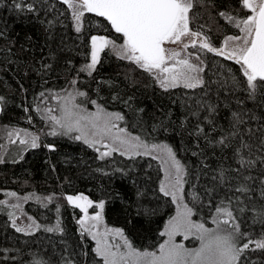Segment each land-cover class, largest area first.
Returning <instances> with one entry per match:
<instances>
[{
	"label": "trees",
	"instance_id": "trees-1",
	"mask_svg": "<svg viewBox=\"0 0 264 264\" xmlns=\"http://www.w3.org/2000/svg\"><path fill=\"white\" fill-rule=\"evenodd\" d=\"M17 2L24 5L22 10L15 7ZM221 12L242 17L248 10L241 0H193L190 9L191 24L206 33L212 45L236 32ZM75 24L63 0H0V125L40 130L47 94L75 87L85 93L77 101L119 111L131 133L173 148L184 168L183 191L194 219L211 222L216 207H226L246 234L239 246L263 238L264 163L257 157L264 156V96L249 99L240 65L205 50V85L165 90L150 74L106 48L89 74L82 69L90 61L91 37L119 40V34L95 13H84L81 32L75 31ZM233 112L244 121L236 127ZM47 136L52 147L37 142L33 148L12 140L2 149L0 142V193L6 197L15 186L30 187L24 209L39 223L31 233L17 231L14 211L0 204V264H102L92 239L78 226L80 207L69 204L67 196L103 202L104 221L120 227L135 248H157L174 212L173 201L159 189L157 160L119 153L101 158L97 149L68 134ZM224 138L225 144L218 143ZM242 142L251 149L241 148ZM238 148L244 159L256 161L253 166L241 167ZM241 185L250 191H236ZM44 215H49L47 220ZM252 246L238 264H264V250Z\"/></svg>",
	"mask_w": 264,
	"mask_h": 264
},
{
	"label": "snow or ice",
	"instance_id": "snow-or-ice-1",
	"mask_svg": "<svg viewBox=\"0 0 264 264\" xmlns=\"http://www.w3.org/2000/svg\"><path fill=\"white\" fill-rule=\"evenodd\" d=\"M63 2L72 9L77 33L81 32V19L84 13H95L97 16L105 18L115 33L120 34L117 39L122 38L123 40L122 44H116L114 40L104 36H92L91 63L82 70L89 71L91 74V70L95 68L99 60L100 52L111 48L120 59L128 60L152 75L159 82L160 87L165 90L180 85L186 89H196L205 85V81L200 75L204 72L203 67L190 62L186 57L177 59L180 53L165 47L168 43H181L182 38L186 36L193 38L201 36L200 32L191 31L189 28V11L193 7V0H79V3H75L73 0H63ZM241 4L242 8L247 9L250 13L244 18H237L224 12L220 13V16L224 17L228 23L239 29L240 35L226 37L220 48L212 46L210 40L205 37L200 42L199 48L234 60L236 64H239L240 70L246 78L245 91L248 93L249 99L255 100L258 94L264 96V0H241ZM15 7L22 10L24 5L17 2ZM27 8L31 10L32 6L27 5ZM229 45H231L230 48ZM196 46V39H193L191 44H183L184 49L196 48ZM226 49L228 50L226 51ZM196 59L203 63L199 55L196 56ZM168 61H175V63L169 66ZM233 80L236 84L240 83L235 80V77ZM77 94L85 95L83 92ZM72 99L74 97H71L70 94L69 102L60 109L61 117H50L54 125L64 129L62 133L64 135L73 131H81L79 119L75 121L72 119L74 115L72 108L75 107V105H71ZM92 103L96 102L92 101ZM37 110L39 111V107ZM209 111L214 112V106L209 105ZM101 113H103V109L98 107L97 113L90 115L98 119ZM105 115L109 117V120L112 118L123 119L118 113ZM232 116L235 120L233 127L244 122L239 113L233 112ZM80 119H84V117H80ZM93 127H96L94 123ZM119 131L123 132L124 130L120 129ZM50 134L57 135L55 127ZM237 134L233 133V135ZM37 139V137L32 139L31 146L33 148L38 146ZM75 139H83L84 143L89 144L90 147L93 146L82 132L81 135L75 136ZM116 139L121 145H127L128 150L136 154H139L137 150L141 147L145 149V154L148 153L149 146L142 142L140 137H131L130 139L117 137ZM226 139H221L218 143L223 145ZM20 143H25V141L21 140ZM260 144L264 149V137L261 138ZM151 148L152 150L162 149L165 151L175 169L176 179L172 190L162 182L160 191L164 196H171L174 203H178L177 215L169 220L165 230L160 233L167 239L159 245L156 251L138 250L127 238L123 239L122 247L108 243L101 244L98 240L95 251L98 256L102 257L103 264H238L250 244L255 243L256 249L264 250V239L255 242L249 239L248 242L239 246L240 239L246 234L240 232L239 224L230 223L233 221V213L226 207H216L217 215L213 217V223L216 224L215 229L206 228L203 223L193 222L191 219L193 209L183 203V197L177 195L182 190L184 168L167 145H152ZM241 148L250 150L251 145L242 142ZM115 150L112 149V151ZM110 154V151L101 153V158ZM121 154L123 155V153ZM236 154L240 156L239 162L242 168L251 167L256 162L244 159L240 155L239 148L236 150ZM257 159L264 163V156H259ZM244 179L250 180L252 177L246 176ZM261 184L264 185V179H261ZM236 191L246 193L250 189L247 185H241ZM261 196L264 197V191L261 192ZM66 199L69 204H75L85 212L87 207L92 206V201L87 200L84 196H67ZM79 201H86V205L78 203ZM0 203L3 202L0 201ZM96 207L103 209L104 203L100 202ZM220 215L227 219L219 220L218 216ZM260 215L264 216V211H261ZM101 218L100 213L91 217L96 221H100ZM84 219L86 218L78 221L82 227ZM221 224L229 225L232 231L222 229ZM16 230L23 231L21 228ZM53 230L52 228L46 229L49 232ZM106 232H115L116 235L123 238L121 229H106ZM178 234L184 235L185 239H188L189 236L195 237L200 241L199 247L190 249L183 244L176 243L174 238ZM93 238L96 237L93 236ZM114 247L115 250H113ZM35 264H43V262L37 261Z\"/></svg>",
	"mask_w": 264,
	"mask_h": 264
},
{
	"label": "rangeland",
	"instance_id": "rangeland-1",
	"mask_svg": "<svg viewBox=\"0 0 264 264\" xmlns=\"http://www.w3.org/2000/svg\"><path fill=\"white\" fill-rule=\"evenodd\" d=\"M73 2L79 3V0H73ZM224 13H227V12H224ZM227 14L232 15V16H236L237 18H244L250 13L248 11V13L242 17L237 16V15H233V14H229V13H227ZM189 17H190V11H189ZM230 25L233 26L232 24H230ZM189 28L191 31L200 32L201 36L196 37V38H193L191 36H186V37L182 38L181 43H168L165 45V47L168 48L169 50H175V51L179 52L180 56L177 57V59H181V58L186 57L190 60V62L195 63L200 67H204V64L201 63L200 60H197L196 56L199 55L201 57V53L203 51H205V50L199 48V44H200L201 40H203L205 37L208 38V36L203 31L196 29V27L191 24V21H189ZM237 35H240V32H239V29L236 28L235 33H233V34L229 33V34L225 35L221 39L220 43H218L217 45H212V46L220 48L223 46L224 40L226 37L237 36ZM108 39H110V38H108ZM193 39H196V41H197L196 48L189 47L188 49H184L183 44L184 43L191 44V41ZM111 40H114L116 44H122L123 43L122 38L119 40H115V39H111ZM230 47H231V45H229V48ZM91 49H92V45H91ZM109 49L111 50V48H109ZM227 50L228 49H226V51ZM190 53H191V55H190ZM201 60H202V58H201ZM90 63H91V57H90V61L88 62V64H90ZM174 63H175V61H168L169 66H172ZM200 75L202 77V73H200ZM153 79H154V77H153ZM154 81L158 86H160L159 82H157L155 79H154ZM180 86H182V85H180ZM77 93L78 92H76L75 87H68V88L61 89V90H58V91H55L52 93H48L47 96L45 97V101L43 100V103H42L44 109L42 110L41 117L43 119L44 127L41 128L40 130H38V129L33 130L30 128H17V127L9 126L7 124L0 125V142H1L2 149H4L5 146L7 145V143L12 141V140H23L26 143L31 145L33 137L38 138L36 140V143L37 142L42 143L46 148H48L49 145L52 147L53 144L51 143V139H49V137L47 135L50 134L54 130V127H55L57 134H62L64 132V129L60 128L58 125H54V122L51 120L50 117L51 116H56L58 118L61 117L60 109L62 106H64L66 103L69 102V97L71 94V97H74V99L71 100V105H75V107L72 108V111L74 113L72 119L74 121L79 119L81 131H73V132L68 134L69 136H72L75 138V136L81 135V132H82L84 134V136H86V138L90 142H92V145H93L92 147L97 149L100 156H101V153L110 151L111 154L123 153V156H126V157L144 155V156H149V157L157 160V162L160 165L161 172H162L160 183H159V189H160L161 184L163 182L166 186L169 187L170 190H172V186L175 184L176 172H175V169L172 167L171 160L165 151H163L162 149L152 150L151 146L152 145H161V146L167 145L168 147H170L172 149V152H173L175 158L178 161H180L178 159V157L176 156L173 148L165 141L146 142L140 138L142 142L146 143L149 146L148 147V153L145 154V149L143 147H141L137 150V152L139 154H136V153L128 150L127 145H121L116 138L120 137V138H124V139H130L131 137H139V136L134 134V133H131L122 124L123 119L115 120L114 118H112L111 120H109V117L107 115H105V114H117L118 113L119 115H121L123 117L122 113L119 111H115V110L105 109L104 107L100 106L97 103L93 104L92 101H87V102L85 100L77 101V96H78ZM98 107L100 109H103V113H101L99 118L97 119L95 116H91L90 114L97 113ZM49 110H51V111L49 112ZM80 117H84V119H80ZM93 123L96 125V127H93ZM112 125H115V126L113 127ZM120 129H123L124 131L121 132V131H119ZM46 138L49 139L50 141L46 140ZM81 140L84 141L83 139H81ZM112 149H116V150L112 151ZM180 164L183 167L181 162H180ZM183 185H184V174L182 177V190L177 195L179 197H183V203H186L189 206V204H188V202L184 196ZM29 188L30 187H28L27 189L26 188H18L17 186H15L13 191H8L10 194H8L6 197L1 195V193H0V201L3 202L0 204H3L5 206H9L14 211V218H13L12 223L16 229L21 228V229H23V232L31 233L37 228V225H39V223L33 217V215H30L24 209V203L29 201V197H30V195H29L30 189ZM32 189H33V191L35 190V188H32ZM1 191L3 192L4 190L0 189V192ZM169 197L172 200V197L171 196H169ZM78 203L86 205V201H79ZM99 203L100 202H92V206L87 207L86 212L82 211L80 208V215L78 217V221L81 220L82 218H86V219H84V226L83 227L81 226L80 223H78L80 230L82 231V233L86 234L88 237H90L92 239L93 245H94V251L97 247V241L98 240L101 242V244L108 243V244H111L113 246L120 245L122 247L123 246V239L126 238L125 235L123 234V238H122L121 236L116 235L115 232H106V229H121V228L117 227V226H111L104 221L103 209L96 207V205ZM177 211H178V203H174V212H173L172 216L169 217L168 220L166 221L163 231L165 230V227L168 224L169 220L172 217L177 215ZM96 213H100V215L102 217L100 221H96V220L91 219V217L95 216ZM48 217H49V215H46V216L44 215V220H47ZM191 219L195 223H203L206 228H209V229H215L216 228V224L213 223V220L211 222H209V221L205 222V221H201V220H196L193 218V216L191 217ZM224 219H227V218L223 217V218H220L219 220L222 221ZM232 222H235L236 224L239 223L236 218H233V221H230V223H232ZM45 224H47V222L44 223V225ZM221 228L227 229L228 231H232V229L229 227V225L221 224ZM93 236H95L96 238L94 239ZM166 239H167V237L163 236L161 243H163ZM174 239H175L176 243L183 244L186 248H190V249L199 247V245H200V241L193 236H189L188 239H185L184 235L178 234L175 236ZM261 239H264V236H263V238L255 239L252 241L255 242V241L261 240ZM159 245L157 246V248H155L153 250H148V251H156L158 249ZM251 245H253L252 247H255V243H252ZM113 250H115V247L113 248ZM100 258H101L102 264H103V259H102V257H100Z\"/></svg>",
	"mask_w": 264,
	"mask_h": 264
},
{
	"label": "water",
	"instance_id": "water-1",
	"mask_svg": "<svg viewBox=\"0 0 264 264\" xmlns=\"http://www.w3.org/2000/svg\"><path fill=\"white\" fill-rule=\"evenodd\" d=\"M103 18V17H102ZM105 19V18H104ZM106 20V19H105ZM107 21V20H106ZM107 23H108V21H107ZM109 24V23H108ZM109 26L111 27V25L109 24ZM113 31H114V29H112ZM115 32V31H114ZM120 35V34H119ZM1 112H2V104H1V101H0V114H1Z\"/></svg>",
	"mask_w": 264,
	"mask_h": 264
},
{
	"label": "flooded vegetation",
	"instance_id": "flooded-vegetation-1",
	"mask_svg": "<svg viewBox=\"0 0 264 264\" xmlns=\"http://www.w3.org/2000/svg\"><path fill=\"white\" fill-rule=\"evenodd\" d=\"M202 41V40H201Z\"/></svg>",
	"mask_w": 264,
	"mask_h": 264
}]
</instances>
